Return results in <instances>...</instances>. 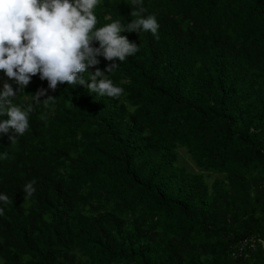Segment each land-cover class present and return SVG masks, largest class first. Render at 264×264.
<instances>
[{
  "label": "trees",
  "instance_id": "16d2710c",
  "mask_svg": "<svg viewBox=\"0 0 264 264\" xmlns=\"http://www.w3.org/2000/svg\"><path fill=\"white\" fill-rule=\"evenodd\" d=\"M143 6L159 38L121 33L139 51L106 73L120 98L39 75L17 91L22 107L40 89L55 99L15 143L0 133V264H264V0ZM131 7L100 0L97 27H126ZM3 77L18 90L0 71V92ZM243 239L256 242L246 259Z\"/></svg>",
  "mask_w": 264,
  "mask_h": 264
},
{
  "label": "clouds",
  "instance_id": "9594fccd",
  "mask_svg": "<svg viewBox=\"0 0 264 264\" xmlns=\"http://www.w3.org/2000/svg\"><path fill=\"white\" fill-rule=\"evenodd\" d=\"M99 3L100 0H0V71L18 85V90H14L5 83L0 92V116L8 117L0 122V133L14 130L16 138H11L12 144L29 129L33 105L41 104V97L46 96L42 104L47 108L55 99L40 89L30 95L32 103L24 107L15 104L17 91H24L32 77L39 75L53 91L59 84L80 85L98 96L118 99L124 89L106 73L111 74L139 51L121 33L151 32L159 38L157 18L154 14L145 15L143 0H131V16L135 19L126 27L120 20L97 27L94 9ZM95 43L99 46L95 47ZM98 57L111 62L103 71L97 67ZM89 68H96L95 73H89ZM85 72L91 83L84 79ZM34 183L25 184V199L35 192ZM0 201L10 202L6 194H0ZM3 214L4 209L0 208V215Z\"/></svg>",
  "mask_w": 264,
  "mask_h": 264
},
{
  "label": "built area",
  "instance_id": "2783aa9c",
  "mask_svg": "<svg viewBox=\"0 0 264 264\" xmlns=\"http://www.w3.org/2000/svg\"><path fill=\"white\" fill-rule=\"evenodd\" d=\"M256 250V242L253 239L240 240L236 246L235 257L248 258Z\"/></svg>",
  "mask_w": 264,
  "mask_h": 264
},
{
  "label": "rangeland",
  "instance_id": "374dc122",
  "mask_svg": "<svg viewBox=\"0 0 264 264\" xmlns=\"http://www.w3.org/2000/svg\"><path fill=\"white\" fill-rule=\"evenodd\" d=\"M7 78L3 77V82H7ZM178 164L181 166H184L188 171L197 172L196 166L191 161L190 157L188 156L185 149H179L178 150ZM213 179L212 177H208L207 181L210 182Z\"/></svg>",
  "mask_w": 264,
  "mask_h": 264
}]
</instances>
